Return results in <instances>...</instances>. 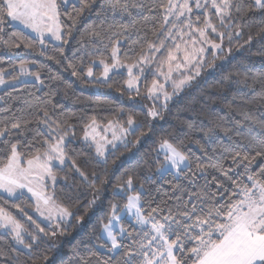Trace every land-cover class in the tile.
I'll return each instance as SVG.
<instances>
[{
	"label": "snow or ice",
	"instance_id": "1",
	"mask_svg": "<svg viewBox=\"0 0 264 264\" xmlns=\"http://www.w3.org/2000/svg\"><path fill=\"white\" fill-rule=\"evenodd\" d=\"M92 9H97L98 23L81 42L80 60L69 63L72 75L108 84L114 76L126 73L124 91L141 95L143 86L144 98L152 102L147 109L152 120H162L169 102L191 86L208 63V53L213 60L224 53L225 41L231 45L241 38L251 17L258 15L264 22V0H0V51L33 49L35 42L23 29L35 33L42 48L49 37L68 44L73 32L64 26L61 16L74 27ZM13 24L22 29L8 33L6 29ZM257 38L264 40V27L255 37L248 35L240 48ZM231 52L228 47L227 53ZM60 56L49 59L60 64L64 59L62 47ZM85 57L91 58L86 67ZM17 67L18 74L11 75ZM94 68H102L99 76ZM6 76L10 77L7 81ZM26 77L33 78L34 86L44 85L41 72H31L27 62L0 67V85L26 86ZM226 79L235 89L233 95L241 99L215 122L201 120L199 126L187 125L200 137L189 143L201 156H190L167 138L159 144L163 163L156 173L161 179L172 175L178 181L170 183L173 194L180 193L174 196V203L170 204V197L146 209L143 185L127 196L123 206L112 203L97 237L104 242L95 246L98 251L78 255V264H264V164L253 171L257 158L264 160V70L251 75L236 72ZM48 95L50 98L51 93ZM35 99L30 116L17 110L19 115L11 111L0 119V200L30 193L35 212L51 231L38 224L29 231L0 206V240L8 238L7 247H0V258L6 264H20L21 254L32 258L34 248L39 249L49 236L64 234L75 215L69 206L57 202L54 191H49L58 182L54 169L70 160L81 181L94 193L100 191L95 187L99 177L92 173L90 180L67 153L75 137V126L69 122L75 114L54 118L47 102ZM126 124L124 127L118 120L103 124L93 116L83 125L81 140L94 146L97 156L104 158L100 162L106 163V146L114 149L119 142L126 147L129 133L142 126L131 115ZM28 134H32L31 140H27ZM150 134L151 129L141 133L135 143H142ZM134 179L128 175L113 195L132 190ZM179 181H186L187 186ZM15 207L32 221L19 204ZM125 216L131 230L121 223ZM43 261L49 264L46 255Z\"/></svg>",
	"mask_w": 264,
	"mask_h": 264
},
{
	"label": "trees",
	"instance_id": "2",
	"mask_svg": "<svg viewBox=\"0 0 264 264\" xmlns=\"http://www.w3.org/2000/svg\"><path fill=\"white\" fill-rule=\"evenodd\" d=\"M96 11L97 9H92L85 13L74 27L71 21L61 16L64 26L71 28L73 32L68 44L46 42V47L42 48L36 37L23 30L34 40L33 49H20L14 53L0 51V67L7 69L10 65L18 66L24 61L32 64L31 72H41V79L44 80V85L41 87L34 86V81H27L26 86L17 84L14 88L2 89L0 96L4 99L0 100V119L10 115L11 111L17 110H22L26 116H30L34 110L33 106L37 103L35 97H40L41 103L47 102L46 106L50 112H54V118H63L74 113L69 122L75 126V137L67 146L68 156L89 175L90 180L92 173L99 177L95 180V187L100 191L94 193L93 189L74 173L70 160L62 168L54 169L58 182L52 191L55 193L57 202L69 206L75 215L70 218L64 234L49 236L39 249L34 248L32 258L21 254L20 264H33L34 259L36 264H44L43 256L45 255L48 257L49 264H78V255L87 256L90 251H98L95 246L104 242L97 239L100 236L101 222L107 221L106 217L110 213L111 204L119 203L122 206L126 201V195L130 191L137 192L141 185L144 186L142 198L145 200L146 209L149 206L155 207L161 200H169L170 197H172L170 204L174 203V196H179L180 193L173 194L170 183L175 184L178 181L173 179L172 175H166L161 179L156 173V169L163 163V156L158 155L157 152V146L161 140L167 138L190 156H201L197 147L189 143L200 137L195 135L194 129H189L187 125L192 123L199 126L201 120L215 122L218 117L225 116L229 107L241 99L233 95L235 89L226 77L236 72H249L251 75L264 70V40L257 38L251 45L240 48L248 35L255 37V33L264 27V22L257 15L249 19V26L245 28L241 38L234 40L231 45L225 43L224 53H220L215 60L211 58L212 54H209L208 63L201 69L200 75L195 78L191 86L185 88L178 97L169 102L168 110L162 113L163 119L152 120L147 116L146 108L136 102L138 97L144 100L141 103L146 102V99L135 92L124 91L122 84L127 78L126 74L114 76L108 84L100 83L97 91L88 88L91 85L89 80L85 81L72 75V69L68 65L70 62L80 60L81 42L91 26L98 23ZM18 30L21 28L13 25L6 29L8 33ZM61 47L64 59L57 64L49 57L61 59ZM228 47L232 48L231 54L227 53ZM88 59L91 58L85 57V67ZM99 71V68H95V73ZM17 74V70L11 73V75ZM49 93H51L50 98ZM252 106L255 109L256 102H253ZM19 114L20 112L17 111V115ZM129 115L142 126L129 134V143L126 147L124 144L119 145L106 154V163L100 162L96 158L94 148L81 142L83 125L87 124L93 116L98 122L118 120L125 124ZM150 129L151 134L143 139L142 143L136 144L135 141L141 133H148ZM31 139L32 134H28L27 140ZM262 164L264 160L257 158L253 164V171ZM128 175H133L135 178L133 189L126 191L122 196H114V190L127 179ZM212 175L217 173L213 172ZM65 177H67L66 182ZM179 183L187 186L186 181H179ZM199 183L203 184V179H200ZM94 196L98 198L93 204L90 202ZM17 204L32 217L35 223L29 221L27 216L18 214L20 210L15 207ZM0 206L11 212L29 231H33L37 224L45 228V231H51L31 215L34 204L27 196L18 199L5 197L0 200ZM78 218H82L79 223ZM121 223L131 230L128 220L123 219ZM2 232L0 230V233ZM7 239L5 237L0 240V247H7L5 243ZM99 251L103 252L102 249ZM0 264H6V262L0 258Z\"/></svg>",
	"mask_w": 264,
	"mask_h": 264
},
{
	"label": "rangeland",
	"instance_id": "3",
	"mask_svg": "<svg viewBox=\"0 0 264 264\" xmlns=\"http://www.w3.org/2000/svg\"><path fill=\"white\" fill-rule=\"evenodd\" d=\"M13 26H16V27H20L21 29H22V26L21 25H18V24H13ZM24 31H26V32H28L29 34H31V35H33L34 37H36V34L35 33H32L31 32V30H29V29H23ZM47 35V34H46ZM37 38V37H36ZM215 37H213V39H214ZM38 39V38H37ZM39 40V39H38ZM46 42H50V43H53V44H58V43H61V42H59V41H55L54 39H52V38H46L45 39V41H44V46H43V48H45L46 47ZM217 42H219V41H217ZM225 43L227 44V41H225ZM39 45H40V43H39ZM41 46V45H40ZM209 54L210 53H208L207 54V57L209 56ZM212 54V53H211ZM211 58H212V56H211ZM32 67V64H29V68H31ZM100 69V71L98 72V73H95V68H94V73H95V75L96 76H99L100 75V73L102 72V68H99ZM17 71H18V67H17ZM126 74V73H125ZM23 78V77H22ZM8 79H10V78H7V77H5V80L7 81ZM24 79H26L27 81H34L33 80V78L32 77H26V78H24ZM127 79V78H126ZM90 82H91V85L90 86H88V88L89 89H91V90H93V91H97L98 90V85L100 84V83H96L94 80H89ZM150 81H151V76H149V78H148V82L150 83ZM17 85V84H16ZM39 87H41L40 85H39ZM5 88H7L6 86H4V85H0V91L2 90V89H5ZM169 91H171V88H169ZM143 92H144V88H143V86H141V95H138V96H142L143 98H144V96H143ZM145 99V98H144ZM141 101H144V100H142L140 97H138L137 98V101L136 102H138V103H140L142 106H144L145 108H146V110L148 109V108H150V107H152V102L151 101H149V100H147L146 99V102H144V103H141ZM101 123H103V124H107V122H101ZM122 124V123H121ZM123 126L124 127H127V124L125 123V124H123ZM130 134V133H129ZM83 136V135H82ZM82 138V137H81ZM107 139H109V140H111L112 139V137H111V133H108L107 134ZM127 141L129 140V135L127 136ZM81 142H82V140H81ZM160 144V143H159ZM119 145H121L119 142H117V147L119 146ZM93 148H94V151H95V147L94 146H92ZM115 149V148H114ZM158 149H159V145L157 146V152H158ZM113 150V148H112V146L111 145H107L106 146V150H105V156H106V154L109 152V151H112ZM160 155H162L163 156V153H159ZM95 155H96V158L99 160V161H102L104 158H101V157H98L97 156V154H96V151H95ZM64 165H61V166H59V168H62ZM49 183H51L50 181H49ZM139 189L140 188H138V191H139ZM49 191L50 192H52V188H50L49 189ZM132 194H135V192H132V191H130L127 195H126V199H127V196L128 195H132ZM25 196H27L28 198H30L31 197V194L30 193H26V195ZM31 199V201L33 202V204H34V200L32 199V198H30ZM126 202V201H125ZM125 202H124V204H125ZM123 204V205H124ZM122 205V206H123ZM18 214H22L21 212L20 213H18ZM31 215L38 221V222H40L41 224H43V225H46V223H44V222H42L43 221V217H40L39 216V214L38 213H36L35 212V210H34V208H33V210L31 211ZM124 219H126V220H128L129 222H130V220H129V218L127 217V216H125V218ZM21 222V221H20ZM107 222V221H106ZM105 222V223H106ZM22 223V222H21ZM23 224V223H22ZM24 225V224H23ZM25 226V225H24ZM1 231H3L2 229H0ZM100 232H101V230H100Z\"/></svg>",
	"mask_w": 264,
	"mask_h": 264
}]
</instances>
